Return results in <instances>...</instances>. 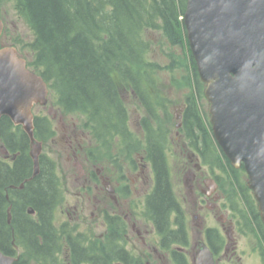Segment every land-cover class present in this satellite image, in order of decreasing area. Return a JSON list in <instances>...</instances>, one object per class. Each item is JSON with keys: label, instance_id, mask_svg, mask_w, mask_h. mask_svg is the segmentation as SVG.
Here are the masks:
<instances>
[{"label": "flooded vegetation", "instance_id": "obj_1", "mask_svg": "<svg viewBox=\"0 0 264 264\" xmlns=\"http://www.w3.org/2000/svg\"><path fill=\"white\" fill-rule=\"evenodd\" d=\"M4 116H0V264H209V253L213 264H234L240 259V236L247 230L256 240L260 264H264V224L259 214L235 211L228 198L223 199L217 176L208 175L200 152L189 145L182 143L186 158L179 171L184 173L183 183L194 211L185 213L175 198L177 209H170L158 222L149 206L154 186L151 163L145 159L144 148L137 151L136 141L130 142L126 153L133 152L141 160L138 166L131 158L127 160L136 170L135 178L112 183L102 161L92 163L84 156L86 162L91 160L84 171L67 168L60 181L52 158L55 132L65 133V150L71 151L76 163V151L82 148L76 125L71 129L62 122L60 128L41 126L49 135H35L41 150L34 172L28 135L21 124H14L9 117L4 120ZM180 122L176 125L183 130ZM140 126L139 142L146 144ZM47 140L50 145L44 149ZM97 155L101 157V147ZM121 170L120 165L115 169L119 177L125 174ZM149 171L152 185L147 191ZM41 176L46 181L41 182ZM208 178L217 183L216 192L208 194ZM44 185L49 194L42 202L37 190ZM131 191H140L142 197L135 199Z\"/></svg>", "mask_w": 264, "mask_h": 264}, {"label": "trees", "instance_id": "obj_2", "mask_svg": "<svg viewBox=\"0 0 264 264\" xmlns=\"http://www.w3.org/2000/svg\"><path fill=\"white\" fill-rule=\"evenodd\" d=\"M13 1L33 33L28 45L33 56L26 60L27 66L46 81L61 113L78 112L85 116L84 125L96 144L95 153L91 152L94 163L100 158V147L108 151L110 144L116 142L120 152L126 154L130 142L138 143L129 127L126 95H132L144 107L146 114L140 120L146 139L143 148L154 175L149 206L158 222L170 209H177V201L164 153L168 132L161 125L152 124L158 117L156 107L161 99L155 94L158 66L148 60L150 48L144 41V32L158 27L170 43L184 46L193 86L183 98L181 121L187 142L200 152L202 164L229 175L230 206L237 212L258 214L250 189L240 179L241 174L246 176L243 167L230 164L212 135L207 112L198 106V99L204 98V83L183 26L186 0ZM33 124L35 135H49L41 131L42 125L51 127L46 114H35ZM23 141L26 150L27 139L24 137ZM216 176L219 180L220 176ZM40 178L41 182L46 181L43 176ZM37 191L42 202L48 199L46 185Z\"/></svg>", "mask_w": 264, "mask_h": 264}, {"label": "water", "instance_id": "obj_3", "mask_svg": "<svg viewBox=\"0 0 264 264\" xmlns=\"http://www.w3.org/2000/svg\"><path fill=\"white\" fill-rule=\"evenodd\" d=\"M182 21L205 85L212 135L230 164L246 172L264 224V0H186ZM2 27L0 18V34ZM47 100L42 76L14 46L0 45V116L22 125L34 172L41 142L33 135L31 108ZM208 188L216 192L214 179L208 178Z\"/></svg>", "mask_w": 264, "mask_h": 264}, {"label": "rangeland", "instance_id": "obj_4", "mask_svg": "<svg viewBox=\"0 0 264 264\" xmlns=\"http://www.w3.org/2000/svg\"><path fill=\"white\" fill-rule=\"evenodd\" d=\"M0 16H2L4 21V37L5 42L3 44H13L18 53H20L26 60H31L33 53L29 48V43L33 38V33L30 30L27 23L18 13L13 0H0ZM7 29V32H6ZM147 41L150 50H148V60L158 66L156 70V83L158 89L155 94L160 97L161 104L156 107L158 117L156 120L152 121L153 126L161 125L163 128L167 129V143L164 145V153L166 156V163L168 166V171L170 174V181L174 193V197L183 204L184 212L187 214L192 213L194 210L190 203L187 195V186L183 183L184 173L179 171L185 156V149L182 147V143L186 146L189 145L188 139H186L185 132L182 127L177 126L176 123L181 121V106H183V98L192 92V79L190 75V62L188 53L184 46L181 44L177 45L175 43H170L165 36L160 31V28L153 27L146 29L144 32V41ZM49 92L51 93L50 89ZM48 94V100L44 105H34V113L46 114L51 121L52 127L57 126L60 128V123H64L66 127L73 128L76 125V134L78 142L81 144L82 148L77 149L76 163H73V156L71 151H66L65 136L61 134V130L58 129L55 132V139L57 144L52 143V158L55 161V170L59 175L60 181L63 180L65 169L69 168L72 172L77 170H83L91 160L94 159L93 155L90 154V150L95 153L96 146L93 137L90 135L86 124V118L84 115L78 112L72 113H61L60 109L56 106L55 94L52 92ZM127 97V107L130 115L129 127L138 141L136 144L137 151H142L144 141L139 142L142 139L141 130V116L146 114L144 107H142L138 102H135L132 95H126ZM207 101L205 98L198 99V106L202 112H207ZM61 123V124H62ZM181 124V122L179 123ZM185 141V142H184ZM49 140L44 144V149L49 146ZM79 148V147H78ZM43 149V150H44ZM63 150V152H59ZM104 147L102 148V150ZM108 150V149H106ZM143 154V153H142ZM96 155V154H95ZM122 152H119L116 142H113L109 146V150L102 151V155L98 158V161H102L106 173L110 176V181H128L129 178H135L136 170H134L128 163L130 158L133 163L138 166L140 159L137 154L133 152L128 156ZM84 156L90 157V161L86 162ZM67 157L69 159L67 160ZM93 163V161H92ZM97 164V163H96ZM128 164V166H127ZM121 166V171L125 174L119 177L115 173L116 167ZM131 169H129V168ZM77 172V171H76ZM208 175L213 177V175L220 176V192L223 199L231 193L229 190V175L222 171L220 168L208 167ZM204 176V175H203ZM82 175L78 177L81 180ZM240 179L242 182H246V177L241 174ZM58 180V179H57ZM191 182H188V184ZM152 185V175L150 171L148 172L147 178V191ZM130 196L135 197V199L141 198L140 191L137 193L131 191ZM211 200V199H210ZM229 209V208H228ZM209 212V211H208ZM241 249L240 259L236 260L234 264H260V257L258 255V249L254 246L255 238L252 237V233L248 230L246 235L240 236Z\"/></svg>", "mask_w": 264, "mask_h": 264}]
</instances>
